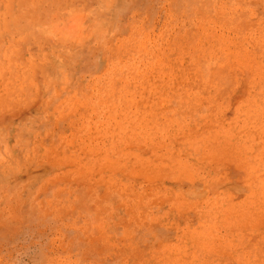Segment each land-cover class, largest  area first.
Instances as JSON below:
<instances>
[{"label":"rangeland","instance_id":"rangeland-1","mask_svg":"<svg viewBox=\"0 0 264 264\" xmlns=\"http://www.w3.org/2000/svg\"><path fill=\"white\" fill-rule=\"evenodd\" d=\"M0 264H264V0H0Z\"/></svg>","mask_w":264,"mask_h":264}]
</instances>
